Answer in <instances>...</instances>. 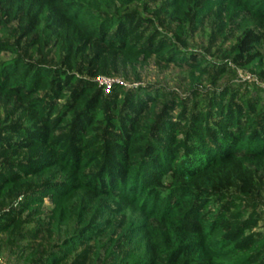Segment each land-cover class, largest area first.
<instances>
[{"label":"trees","instance_id":"1","mask_svg":"<svg viewBox=\"0 0 264 264\" xmlns=\"http://www.w3.org/2000/svg\"><path fill=\"white\" fill-rule=\"evenodd\" d=\"M147 1L0 0V55L17 54L5 40L16 37L11 30L16 23L22 28L20 40L34 54L44 58L48 49L59 60L54 67L21 57L0 59V94L24 104L28 115L26 125L7 120L0 126V150L23 146L3 136L29 140L33 127L40 125L50 135L57 124L69 129L61 139V153L55 160L40 161V168L50 173L57 166L62 177L46 193L63 202L83 189L88 204L107 196L141 200L143 212L150 206L148 218L131 228L139 240V257L125 256L113 264H264V239L254 241L257 249L263 247L257 255L242 259L244 243L254 235L237 243L241 235L223 234L232 228L223 207L208 223L201 216L204 206L223 203L226 191L236 188L246 196L256 188L255 171L246 161L264 156V88L248 91L246 84L232 81L218 89H198L189 98H172L153 126L141 133L139 121L154 111L159 98L147 89L121 84L106 90L98 75L77 74L90 48L99 44L136 59L163 54L166 61L199 78L253 68L264 81V0L172 1L168 17L180 28L209 8L216 9L220 34L227 28L225 16L232 4L246 12L221 62L175 47L167 32L145 33L140 39L145 43L134 48L128 41L131 28L148 25L134 8L147 7ZM239 89H244L242 97ZM60 100L64 104L59 105ZM87 147L96 149L99 168L82 182L78 177L86 166L81 153ZM8 167L0 162V192L11 185L3 175ZM81 240L83 236H74L62 247V255L50 251L34 264H60Z\"/></svg>","mask_w":264,"mask_h":264},{"label":"rangeland","instance_id":"2","mask_svg":"<svg viewBox=\"0 0 264 264\" xmlns=\"http://www.w3.org/2000/svg\"><path fill=\"white\" fill-rule=\"evenodd\" d=\"M172 1L148 0L147 7L139 4L135 6L134 13L148 25L131 28L130 32L133 33H130L128 41L132 42L134 48H140L145 43L140 42L145 33L159 35L167 32L177 48L193 50L197 55L214 62L226 60V48L238 34L239 21L246 12L237 4H232L225 16L227 28L220 34L215 18L216 9L209 8L206 13L195 16L191 24L180 28L168 17L173 9ZM11 30L16 37L5 40L16 49L17 54L2 53L1 60L21 57L41 65L59 66L54 51L46 49L42 58L20 40L22 28L18 24H13ZM262 38L260 49L264 51V34ZM163 57V54H152L136 59L118 50L94 44L85 55L77 74L87 78L98 75V83L106 90L114 84H121L131 90L147 89L155 98H159L154 111L147 112L143 120L139 121L141 133L153 126L172 98H189L198 89H218L232 81L246 84V87H250L248 91L264 88V81L257 78L253 68L236 70L234 74L230 71L223 76L199 78L198 74L190 75ZM65 91L69 92L68 89ZM243 92L244 89H239L238 97H242ZM58 104L62 105L64 101L60 100ZM175 111L177 114L180 106ZM27 117L24 104L16 100L11 102L0 94V126L7 120L26 125ZM40 127L37 125L29 130L32 133L29 140L17 138L13 134L3 136L23 146L0 150V162L9 166L3 175L11 181V185L0 192V264H34L50 251L62 255V247L74 236H83L84 240L73 247V252H69L60 264H113L125 256L137 259L139 252L135 254V251L139 247V240L133 236L131 228L148 218L150 206L143 212L141 200L133 203L129 198L113 199L107 196H101L88 204L83 189L71 192L63 202L46 193L48 187L60 183L62 176L57 174V166L50 173L41 171L40 161H52L60 155L61 139L69 129L56 124L49 135ZM86 149L81 153V160L86 167L81 177H78L82 182L91 179L99 168L98 162L94 160L96 149ZM246 162L256 174L255 190L250 195L242 196L236 188L231 189L224 193L223 203L217 207L210 203L201 210L203 220L208 223L224 208L227 212L225 217L232 228L223 234L241 235L237 243L250 234L254 235L244 243L247 249L240 256L242 259L257 255L263 247L257 249L259 246L254 241L264 239V156ZM28 199L34 200L35 204L30 205ZM4 226L6 229L1 230ZM129 241H133L131 246H126Z\"/></svg>","mask_w":264,"mask_h":264}]
</instances>
